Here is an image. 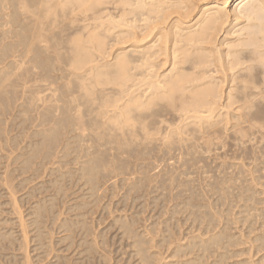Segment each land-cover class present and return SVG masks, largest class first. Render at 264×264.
Wrapping results in <instances>:
<instances>
[{
    "label": "bare ground",
    "instance_id": "6f19581e",
    "mask_svg": "<svg viewBox=\"0 0 264 264\" xmlns=\"http://www.w3.org/2000/svg\"><path fill=\"white\" fill-rule=\"evenodd\" d=\"M232 2L0 0V197H4L0 208L9 206L6 212L11 213L3 219L5 211H0V264H111L108 260L114 250L106 249L104 231V235L93 232V219L97 211L113 208L114 202H109L112 196L117 199L118 191L111 188L119 190V182L124 196L117 199L118 204L123 208L131 199L137 219H132L134 214L132 218L120 215L105 229L119 230L118 249L125 245L121 240L130 242L128 264H245L229 263L240 254L236 247L242 242L230 231L235 232V218L238 225L249 222L248 235L254 231L249 214L255 210L252 203H257L253 202L257 183L254 187L245 184L251 182L248 177L254 179L255 170L250 171L254 175L243 174L248 165L238 166L247 177L244 185H236L235 176L227 178L228 173L212 187L206 183L217 197L215 206L223 207L220 210H214L213 203V210L209 209V196V204H202L201 199L197 203L206 189L197 193L190 181H184L196 164V152V156L206 148L214 152L219 145L223 150L226 137L231 143L233 139L241 143L264 139V0H235L231 9ZM223 97H227L225 104ZM245 142L246 149L237 142V150L241 147L247 156L239 150L242 163L252 164L251 143ZM160 145L168 162L175 158L179 166L175 171L176 163H170L172 168L162 171L157 180L150 173L149 155ZM263 145H256V150ZM254 150L255 156L262 153ZM239 155L227 158L240 161ZM227 163L223 174L231 165ZM261 173L257 179L263 181ZM150 184L152 193L154 184L171 194L173 186L174 192L179 189L169 197L177 201L172 209L163 207L158 213L161 217L168 210L173 220L182 213L180 226L190 222L187 235L183 226H179L182 233L175 232L177 224L171 230V219L164 220L166 228L161 225L160 232L161 222L157 224L155 215L152 224H147V218L139 226L147 203H140L141 210L135 207L144 196L136 193ZM234 188L238 190L234 197L245 205L233 217V204L230 208L227 204L230 197V204L234 203ZM155 196L150 204L156 212L162 204H158L160 196ZM108 197L107 205L102 203ZM247 238L257 252L264 251V231ZM60 243H66L65 250H72L71 254H62L60 249L54 254ZM122 254L126 258V250ZM260 261L264 262V254Z\"/></svg>",
    "mask_w": 264,
    "mask_h": 264
},
{
    "label": "rangeland",
    "instance_id": "374dc122",
    "mask_svg": "<svg viewBox=\"0 0 264 264\" xmlns=\"http://www.w3.org/2000/svg\"><path fill=\"white\" fill-rule=\"evenodd\" d=\"M234 1L235 0H233V2H232V4H231V9L233 8V5H234ZM225 99H227V97H223V103L226 101ZM227 102V101H226ZM225 102V103H226ZM224 103V104H225ZM237 106V105H236ZM235 105H234V107H236ZM234 107H232V108H234ZM231 108H229V110H230ZM225 110V109H224ZM223 109H222V111H221V113L222 114H225V111H224ZM227 110V109H226ZM228 110V112H230V113H232V110L231 111H229ZM234 110V109H233ZM227 113V112H226ZM231 135V137H234V136H232V134H230ZM229 138H230V136H228ZM251 137V136H250ZM252 138H254V136H252ZM226 141H227V144H225V146L227 145H229V143H231V140H229L227 137H226ZM231 139V138H230ZM254 140V142L252 143V141ZM253 140H247V141H249L251 144H249V142H245V143H248L249 144V146H250V151H252V157H251V159L249 160V158H248V160L249 161H251L252 162V160H253V162H252V164H254V166L249 162V164H247L248 162H246V161H244L243 163H244V165H243V163H242V157H240V155H239V150L241 151V147L237 150V148L239 147V145L237 146L236 145V143L238 142V143H241L240 142V140L238 141V140H236V139H233L232 141H235V143H231L230 145H232V149L230 148L229 149V147H230V145H229V147H228V149H227V146L225 147L224 146V148H226L228 151V153L226 152V150L223 148V150H225V152H226V154H225V152L223 151V150H221V149H219V147H220V145H219V147L218 148H214L216 151H212L213 149H211V148H209V150H207V148H206V151H205V148L203 149V148H200V150H204L205 152H206V154H205V152H201L200 151V153H199V151H198V153L199 154H197V156H196V153L194 154V158H196L197 160H195V166L194 165H192L191 163H190V165H192V167H194V168H192L191 166V172H190V174L192 175H190V177H184V181L186 180H188V181H190L191 182V185H192V187H193V189L197 192V193H200V194H203V193H205L204 191V188L206 189V193L207 194H203V196H205L206 197V195H207V197L205 198H203V197H197V199H199L198 200V202L197 203H199V201H200V199H201V202H202V204L204 203H207V201H209V199H210V201L209 202H211V206L209 205V209H212L213 210V208H212V206H213V204H214V210H215V208H217L218 207V209L220 210V208L222 209L223 207H220V205L218 206H215V203H216V201L215 200H217V197L215 198L214 196H216V195H214L213 194V192L211 193L210 192V190H212V189H208V186L210 185L211 186V183H216L217 181H221V177H225L226 178V175H227V173H228V176H227V178H231V177H233V176H235V178H234V180H233V178L231 179V181L233 180V182H235V184L236 185H239L240 186V184H245V181H246V179H247V177H246V175H244L243 176V174H245V173H247L248 175H251V173L252 172H250V171H252V170H255V173H257V174H255L254 172V179H255V176H256V179L253 181V180H251L252 179V177L253 176H250V177H248V181H251L250 183L249 182H246V184L245 185H252V187H254L253 186V183L255 184V183H257V185L255 184V187L257 186V190L256 189H254L255 191H256V194H257V198L255 197L254 198V200H253V202H257V203H252V207H253V205H254V207H255V210L252 208V214H249V216L250 215H252V216H250L251 218H252V221L250 220V222H251V225H252V227L254 228V231L251 233V234H249L248 235V232H249V229H247L248 228V226H249V222H247L246 223V225L245 226H243V225H241V222H240V224L238 225V223H237V221L235 220V219H233L234 221H233V224H234V226H233V224H231V226H233V229H234V231L235 232H233L231 229H232V227L230 226V232H232V233H235V236H236V234H237V236H238V238L240 237V241H242V242H240L241 244L240 245H238L237 247H236V249L237 250H240V254L239 255H236V256H234V257H232L231 259H229V263H234V262H236V261H244L245 262V264H264V262H261L260 261V257L264 254V251H260V252H257L256 250H255V248L253 247V243H252V241L250 240V239H248L247 237L248 236H251L252 238L256 235V234H260L262 231H264V191H263V183H264V178H262L263 179V181H261V179L260 178H258V179H260V180H258L257 179V177H260V174L262 175V173L261 172H264V165H263V163H264V160H262V158H263V156H264V149H263V147H264V139L263 140H255V139H253ZM228 141H230V142H228ZM256 141V142H255ZM260 141L262 142V144L260 143ZM244 142H242L241 143V145H242V148H245L244 146H243V144H244ZM259 142V143H258ZM248 144H247V147L249 148V146H248ZM233 145H234V147H233ZM256 145H263V147H261V148H259V150H258V148H257V150H256ZM164 146H162V145H160L159 146V148H157L156 147V149L154 150V151H157L155 154H154V152L152 151V153L149 155V157L151 158L150 159V161H151V163L153 162V168H152V170H151V168H150V170L151 171H153V172H150V173H152L153 174V176L158 180L160 177H161V175H163L166 171H167V169L169 170V169H171L172 167H171V165H170V163L171 164H173L172 162H175V158H173L174 159V161L173 160H170L171 162L169 163L168 161L169 160H167L168 159V156L166 157V156H164L163 154H164V150H162V148H163ZM216 147V146H215ZM161 148V149H160ZM222 148V147H221ZM247 148V149H248ZM255 150H254V149ZM246 149V148H245ZM218 150V151H217ZM229 150L231 151L230 152V154H229ZM253 150L254 151H260L259 153H261V154H257V156H259L260 157V159L257 157V156H255V152H253ZM158 151H159V153H158ZM162 151V152H161ZM209 151V152H208ZM237 151V152H236ZM242 151L244 152V149H242ZM240 152V154H242L243 155V152ZM248 151H249V149H248ZM220 152V153H219ZM232 152H233V154H232ZM234 152H236V153H234ZM217 153V154H216ZM176 154V153H175ZM212 154V155H211ZM214 154H215V157H214ZM220 154V155H219ZM229 154V155H228ZM231 154H232V156H233V158H235V156H236V154H238L239 156L238 157H240V161L239 160H237V159H233V161H232V156H231ZM151 155L153 156V155H156V157L155 156H153V157H151ZM158 155H160V156H158ZM209 155H211L210 157H208ZM226 155V156H225ZM261 155V156H260ZM164 156V157H163ZM201 156V157H200ZM204 156H205V158H204ZM219 156V157H218ZM228 156H230L229 158H227ZM244 157L246 156V155H243ZM158 157V158H157ZM163 157V158H162ZM208 157V158H207ZM221 157H222V160H221ZM224 157H226L225 158V160L223 161V159H224ZM243 157V158H244ZM154 158V159H153ZM165 158V159H164ZM201 158V159H200ZM210 158V159H209ZM219 158V160H217ZM255 158V159H254ZM153 159V160H152ZM156 159H157V161H156ZM164 159V160H163ZM209 161H207V160ZM239 159V158H238ZM246 159H247V156H246ZM245 158H244V160H246ZM257 159V161H254V160H256ZM264 159V158H263ZM163 160V161H162ZM168 162H166V161ZM204 160V161H203ZM217 160V161H216ZM226 160H228V161H226ZM235 160H237V161H235ZM149 161V162H150ZM161 161V162H160ZM197 161V162H196ZM200 161V162H199ZM232 161V162H231ZM240 162V165H238V163L237 162ZM160 162V163H159ZM167 163V164H165V163ZM215 162V163H214ZM216 162H218V163H216ZM220 162V163H219ZM225 162V163H224ZM227 162H229V163H227ZM235 162V164H234V166H233V163ZM157 163L159 164V165H157ZM176 164L173 166V169L176 171V167H178L179 166V163L177 164V162H175ZM194 163V162H193ZM204 165H203V164ZM213 163H214V165H213ZM226 163L228 164V165H230L227 169H226V172H225V170H224V174L222 173V171H223V166L224 167H226L227 165H226ZM242 163V164H241ZM256 163V164H255ZM169 164V165H168ZM217 164V165H216ZM223 164V165H222ZM250 164H251V166H250ZM258 164V165H257ZM162 165V166H161ZM176 165H178V166H176ZM202 165H203V167H206V169L205 168H203L202 167ZM226 165V166H225ZM235 165H236V168H238V169H236L235 168V170L234 171H232L234 168L233 167H235ZM245 165H248V171H247V168L245 169V172L243 173V174H240V169H239V167L241 168L242 166H245ZM151 166H152V164H151ZM165 166V167H164ZM168 166V168H166ZM176 166V167H175ZM198 166V167H197ZM209 166V167H208ZM239 166V167H238ZM259 166H261V167H259ZM160 168V170H159V168ZM164 167V168H163ZM197 167V168H196ZM220 167V168H219ZM247 167V166H246ZM258 167V168H257ZM161 168H163L162 170H161ZM166 168V169H165ZM199 168V169H198ZM210 168V170H207V169H209ZM215 168V169H214ZM222 168V169H221ZM233 168V169H232ZM155 169V170H154ZM181 169V168H180ZM180 169H177V171L179 170L180 171ZM203 169V170H202ZM205 169V170H204ZM213 169H214V171H213ZM219 169H220V171H219ZM225 169V168H224ZM242 169H243V167H242ZM260 169V170H259ZM190 170V169H189ZM237 170L239 171V174H240V177H239V174L237 173ZM262 170V171H261ZM156 173H155V172ZM164 173H163V172ZM200 171V172H199ZM207 171H211V172H207ZM219 171V172H218ZM243 171V170H242ZM260 171V172H259ZM160 172V173H159ZM162 172V173H161ZM193 172V173H192ZM204 172V173H203ZM213 172V173H212ZM157 173H159V174H157ZM204 175H202V174ZM209 173V174H208ZM221 173H222V175H221ZM225 173H226V175H225ZM151 174V175H152ZM157 174V177L155 176ZM195 174V175H194ZM200 174V175H199ZM232 174H234V175H232ZM235 174H237V177L238 178H236V175ZM159 175V176H158ZM224 175V176H223ZM241 175L243 176V178H242V182L244 181V177H246V179H245V181H244V183H242L241 181H239V178H240V180H241ZM258 175V176H257ZM263 175H264V173H263ZM213 176H215L216 177V179H214V177ZM153 177V178H154ZM193 177V178H192ZM197 177V178H196ZM213 177V178H212ZM262 177V176H261ZM187 178V179H186ZM220 178V179H219ZM48 179H50V177L48 178ZM204 179V180H203ZM205 179H206V182H205ZM210 179H211V181H210ZM212 179H213V182H212ZM219 179V180H218ZM250 179V180H249ZM155 180V179H154ZM197 180V181H196ZM201 180H203L202 182H201ZM238 182H237V181ZM256 180H258V181H261V183L259 182H257ZM215 181V182H214ZM253 181V182H252ZM120 183V184H119ZM118 184L120 185H118L117 184V189H119L120 190V194H119V190H116V188L115 187H112L111 188V190H113V188L115 189L114 190V192H116V191H118V192H116V195H117V199L119 200V198H120V200L119 201H121V198H122V196H124L123 195V191L119 188V187H121L122 186V182H119ZM153 183H155V181L153 182ZM197 183V184H196ZM209 184L208 186H207V184ZM252 183V184H251ZM201 184V185H200ZM203 184V185H202ZM197 187H196V186ZM150 186V187H149ZM148 187H147V189L144 191H142L140 194H138V193H136L138 196L140 195V196H142L143 195V193H144V196H143V198L141 197L140 198V200H138L137 201V203L135 204V207H138L137 205H139V208L141 207V208H143L142 206L143 205H141L140 206V203H144V204H146V205H144V207H145V209H144V211H145V213L143 214L144 215V217H143V215L141 216V220L143 221V220H146L147 218H148V220L149 221H146L147 222V224H152V222H154L155 221V216H158V218L160 219H157V217H156V221H157V224H158V221L159 222H161V224L159 225V227H157L158 229L160 228V226L162 225V227H165V225H164V223H165V221H169L170 219H171V214H168L169 213V211L168 210H166L167 212H166V214H165V212H164V214H163V211H161L162 212V214L164 215H161V217L159 216V213L158 212H160V210H162V208L165 210L166 208L165 207H169L170 209H172V206H173V199H172V201H169L170 200V198H172L173 196H172V194L174 195L175 193H177L178 191H179V189H178V191H177V189H176V192H174V188H176V186H173V191H172V194H171V190L169 191V189L167 190H163V189H161V188H159V189H161V190H159L158 188H157V186H156V184H154V186H153V188L155 187L156 189H152L154 192L152 193V191H151V184L149 185ZM199 186V187H198ZM195 187V188H194ZM203 187V188H202ZM212 187V186H211ZM210 187V188H211ZM236 188V187H235ZM235 188H234V190H235ZM159 190V192H157L156 193V190ZM237 189V188H236ZM157 190V191H158ZM201 190V191H200ZM204 190V191H203ZM210 192H208V191ZM122 191V192H121ZM165 191H167V192H165ZM231 191H233V190H231ZM112 192V191H111ZM147 192V193H146ZM150 192V193H149ZM203 192V193H202ZM238 192V190H235L234 191V193H233V196L232 197H234V195L236 194ZM146 193V194H145ZM155 193V194H154ZM164 193H166V194H164ZM208 193H209V195H208ZM112 194H113V192H112ZM124 194H125V189H124ZM160 194H162V195H160ZM169 194V195H168ZM213 195V197H212V195ZM114 195V194H113ZM119 195V196H118ZM135 196V194H133V196L134 197H136V198H138V196ZM149 195V196H148ZM150 195H151V197H150ZM155 195H157V197L158 196H160V197H162L163 195H164V197H162V198H160L159 197V202H158V204H159V206H161V204H162V207L160 208L159 207V209H158V206H157V211L155 212V210H156V206L153 208V204L151 205L150 204V201L153 203V199L156 197ZM229 195H231V194H229ZM228 195V196H229ZM109 196L111 197V193H109ZM133 196H131V197H133ZM139 196V197H140ZM175 196H176V194H175ZM208 196H209V199H208ZM254 196H255V194H254ZM72 197V196H71ZM110 197H108L106 200L105 199H103L102 200V203L104 202V203H106V205H107V200H110ZM116 197V196H115ZM153 197V198H152ZM170 197V198H169ZM1 198H4V197H0V203H3L2 201L4 200V199H2L1 200ZM74 198V195H73V197H72V199ZM75 198H76V195H75ZM114 198V196H112L111 197V200H110V202L109 203H111V201H112V204H113V202H114V205H111L113 208H110L111 210H110V212H103V210H100V213H99V211H97L98 209H95L96 211H97V213L94 215V219H93V221H94V225H93V223H92V221H90V219H91V217L93 216H91L90 217V219H88V221H89V223H90V225L92 224L93 226V232H98L100 235H101V233H102V235H104L103 234V231H104V233H106V235H104L105 236V240L108 242V244H109V246L106 248L108 251H111L112 252V250H109V249H113L114 250V254H112L111 253V257H110V254L108 255V259H109V257H110V259L108 260V262H110L111 264H115V263H118L119 264V262H120V259H121V262H120V264H125V262H123L126 258L127 259H129V256L128 255H130V253H131V251H132V249L131 250H128L129 248H131V247H128V245H129V243L130 242H128V244H126V241L127 240H121L122 242V244H125L124 246H125V248H127V249H125L124 248V246L122 245V249H118V248H120V246H119V241H120V239L121 238H119V235H120V237H121V234H120V232H119V230L117 229V228H115V230H117L118 231V233H117V231H115L114 229H110L111 228V226H112V224H113V222L115 221V219H114V221H113V218L115 217V218H117V217H120V215L122 216H124L125 214V216H127L128 214H130V216H131V214H134V217L133 216H131V218L132 219H137V217H136V214H135V212H136V210H135V208L132 210L131 209V207H130V205H131V199H130V201H129V205L128 204H124L123 203V208L125 207V206H127V209L126 208H124V209H126V210H124V214L122 213V210H123V208H122V205H120V204H122V203H119L118 204V202L119 201H117V199H113ZM152 198V199H151ZM203 198V199H202ZM6 199V198H5ZM113 199V200H112ZM143 199H144V201H145V199L147 200V201H143ZM162 199V200H161ZM179 199L181 200L182 198L181 197H179ZM179 199H178V202H179ZM206 199H208L207 201H206ZM230 199H231V197H230ZM230 199H229V201H228V207L230 208V206L233 204V206L231 207L232 208V210L231 209H229L228 211H230L231 210V213L233 212L234 213V215H233V217L236 215V213H237V211L238 210H240L241 208H242V206L243 205H245V204H243L244 203V201H243V203H241L242 201L240 200V202L239 201H237V198H232V202H234V203H231L230 204ZM256 199V200H255ZM161 200V201H160ZM203 200V201H202ZM205 200V201H204ZM235 200H236V202H235ZM239 200V199H238ZM140 201V202H139ZM161 202H163V203H161ZM165 202L167 203V204H165ZM174 202H177V201H174ZM209 202L207 203V204H209ZM239 203L238 204V207H237V204L236 203ZM213 203V204H212ZM116 204V205H115ZM150 204V205H149ZM230 204V205H229ZM234 204H236V207H234ZM243 204V205H242ZM251 204V203H250ZM119 205V206H118ZM172 205V206H171ZM227 205L224 207V208H226L227 207ZM4 206V205H3ZM6 206V205H5ZM8 206V205H7ZM118 206V207H117ZM146 206H147V208H146ZM9 207V206H8ZM8 207H6L7 208V210L9 209ZM239 207H240V209H239ZM6 208L4 207V209H2V207L0 208V211L2 210V211H7L6 210ZM139 208H136L137 209V211H138V209ZM141 208L139 209V210H141ZM150 208V209H149ZM154 209V211L152 210V209ZM168 208V209H169ZM235 208V209H234ZM238 208V209H237ZM100 209H102V208H100ZM120 209H121V211H120ZM129 209H130V211L131 212H129ZM147 209V210H146ZM208 209V210H209ZM227 209L228 208H226V211H227ZM233 209H234V211H233ZM257 209V210H256ZM108 210V209H107ZM106 210V211H107ZM118 210V211H117ZM134 210H135V212H134ZM151 210L153 211V212H155V213H153V212H151ZM236 210V211H235ZM10 210H8V212H9ZM103 213H102V212ZM211 211V210H210ZM217 211V210H216ZM251 211H250V213H251ZM5 212H3V214L5 215H2L3 217V219H5V218H8V217H10V215H11V213H10V215H7V212L5 213ZM95 212V211H94ZM112 212V213H111ZM121 212V213H120ZM128 212V213H127ZM236 212V213H235ZM240 212V211H239ZM2 213V212H1ZM116 213H118L117 215H116ZM150 213H152V215L150 214ZM102 214L103 215H105L104 217L102 216ZM158 214V215H157ZM226 214H229V216L231 215L230 214V212L229 213H225V215ZM239 213H237V215H238ZM263 216H262V215ZM99 215V216H98ZM100 215H101V217H100ZM116 215V216H115ZM155 215V216H154ZM177 215H179V217H177ZM176 216H175V218H174V220H173V217H172V222H171V220H170V222L169 223H171L170 224V228H171V230H173V226H175L174 224H177V227H178V229L177 228H175V232H181L179 229H181L180 227H182L183 226V229H181L182 230V232H184L183 234H186L185 232H189V230H187V227L189 226V224H190V222L185 226V225H182L181 224V226H180V221H182V220H184L183 219V217L181 218V216H182V213L181 214H177ZM149 216V217H148ZM227 216V215H226ZM240 216V215H239ZM12 217V216H11ZM107 217V218H106ZM109 217V218H108ZM146 217V218H145ZM152 217H154V218H152ZM164 217H166L165 219H163ZM238 217V216H237ZM2 218H0V219H2ZM13 218H14V216H13ZM99 218V219H98ZM102 218V225H100L101 223V221H100V219ZM112 218V219H111ZM128 218L129 219H131L129 216H128ZM143 218H145V219H143ZM181 218V220H179ZM91 219V220H92ZM104 219H106L107 221H106V223H105V221H104ZM163 219V220H162ZM230 220H231V218H229ZM7 220V219H6ZM9 220H11V218H9ZM98 220V221H97ZM153 220V221H152ZM165 220V221H164ZM141 221V223H139V226H141V225H145L146 224V222L145 221H143L144 222V224H143V222ZM152 221V222H151ZM162 221H164V222H162ZM179 221V222H178ZM232 221V220H231ZM97 222H98V225H97ZM173 222H176V223H173ZM184 221H182L181 223H183ZM234 222H236L237 223V225H236V223H234ZM105 223V224H104ZM110 223H112V224H110ZM179 223V224H178ZM232 223V222H231ZM253 223V224H252ZM110 224V225H109ZM184 224V223H183ZM248 224V225H247ZM164 225V226H163ZM236 225V226H235ZM8 226H10V224L8 225ZM108 226L110 227L109 228V232L110 231H112V230H114V231H112V232H110V233H108V231H107V229H108ZM172 226V227H171ZM180 226V227H179ZM241 226H243V227H241ZM247 226V227H246ZM97 227V228H96ZM105 227L107 228V229H105ZM138 227V226H137ZM176 227V226H175ZM238 227H240V228H238ZM95 228V229H94ZM113 228V227H112ZM166 228V227H165ZM242 228V229H241ZM98 229V230H97ZM142 229H143V227H142ZM142 229H139V231L141 230V232H142ZM163 228H160V232H161V230H162ZM187 230V231H185V230ZM188 229H189V227H188ZM236 229H237V231H236ZM239 229V230H238ZM179 230V231H178ZM241 230V231H240ZM102 231V232H101ZM239 231L241 232V233H239ZM101 232V233H100ZM160 232H157L158 234L160 233ZM181 232V233H182ZM98 233H94L93 235L95 236L96 234H98ZM172 233H173V231H172ZM179 233H177L178 234V238H179V236L181 235V234H179ZM161 234V233H160ZM159 234V235H160ZM243 234V235H245V237L243 238L241 235ZM99 235V236H100ZM115 235V236H114ZM118 235V236H117ZM158 235V236H159ZM161 235H163V234H161ZM160 235V236H161ZM187 235V234H186ZM59 236H61V235H59ZM157 236V235H156ZM183 236V235H182ZM182 236H181V238H182ZM236 236V237H237ZM247 236V237H246ZM117 237V238H116ZM149 237V236H148ZM162 237V236H161ZM58 238V236H56V238L55 239H57ZM92 238H93V236H92ZM101 238H103V236L102 237H99L98 239L100 240ZM115 239V241H113L114 239ZM119 238V239H118ZM160 238V237H159ZM173 238V237H172ZM243 238V239H242ZM246 238V239H245ZM156 239L159 241V239L156 237ZM161 239V238H160ZM56 241H58V239L56 240ZM125 241V242H124ZM173 241V240H172ZM117 242V243H116ZM115 243V244H114ZM173 244V243H172ZM33 245V244H32ZM65 246H66V243L64 244ZM64 245H63V243H60V244H57L56 246V248H57V252L56 253H54V254H57L59 251V249H60V252L62 251L63 253H65L66 255L67 254H71V252H72V250L71 251H67L66 252V250H65V247H64ZM121 245V244H120ZM119 246V247H118ZM63 247V248H62ZM160 248V247H159ZM158 248V249H159ZM166 248H167V246H166ZM173 248V247H172ZM62 249V250H61ZM163 249H165V247H163ZM64 250V251H63ZM123 250H124V252H125V250H126V255L128 256H126V258H125V254H122L121 255V252L122 253H124L123 252ZM117 251H119V253H120V255L118 254V252ZM121 251V252H120ZM152 251H157V250H152ZM159 251V250H158ZM6 253H7V251H5ZM61 252V253H62ZM160 252H162V248H161V251ZM166 253H167V249H166V251H165ZM164 252V250H163V253H165ZM62 253V254H63ZM60 254V253H59ZM61 254V255H62ZM64 254V255H65ZM116 254V255H115ZM118 254V255H117ZM32 255H34V253L32 252ZM113 255H115V256H113ZM165 255V254H164ZM168 255V253L165 255V256H167ZM116 256H117V258H116ZM122 258H123V260H122ZM119 259V260H118ZM125 260L126 261V263L128 264V262L127 261H129L130 262V259L129 260ZM167 260H169V258L167 259ZM53 261H54V259H53ZM117 261V262H116ZM103 264H104V262H103Z\"/></svg>",
    "mask_w": 264,
    "mask_h": 264
}]
</instances>
